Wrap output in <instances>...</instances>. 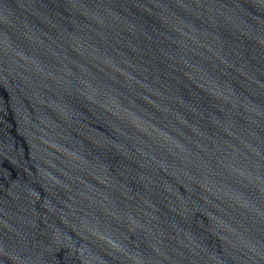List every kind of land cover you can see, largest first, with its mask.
<instances>
[{"label":"water","instance_id":"95a60500","mask_svg":"<svg viewBox=\"0 0 264 264\" xmlns=\"http://www.w3.org/2000/svg\"><path fill=\"white\" fill-rule=\"evenodd\" d=\"M0 264H264V0H0Z\"/></svg>","mask_w":264,"mask_h":264}]
</instances>
